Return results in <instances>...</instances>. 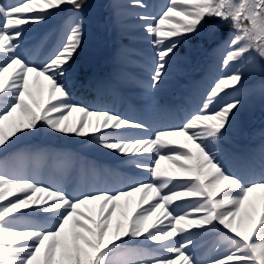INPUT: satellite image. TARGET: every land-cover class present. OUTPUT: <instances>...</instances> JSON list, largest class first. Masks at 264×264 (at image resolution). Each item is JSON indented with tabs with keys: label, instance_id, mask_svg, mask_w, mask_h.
<instances>
[{
	"label": "snow or ice",
	"instance_id": "snow-or-ice-1",
	"mask_svg": "<svg viewBox=\"0 0 264 264\" xmlns=\"http://www.w3.org/2000/svg\"><path fill=\"white\" fill-rule=\"evenodd\" d=\"M130 3L143 10L135 15L151 50L140 83L153 103L181 47L216 58L217 74L176 127L153 130L73 99L88 0H0V264H264V146L242 152L234 139L246 99L264 101V0H166L159 12ZM69 8L56 48L40 63L29 59L33 25ZM69 136L146 175L69 190L56 174L88 167L29 145ZM33 164L53 176L43 180ZM201 234L222 246L207 261L195 255Z\"/></svg>",
	"mask_w": 264,
	"mask_h": 264
},
{
	"label": "trees",
	"instance_id": "trees-1",
	"mask_svg": "<svg viewBox=\"0 0 264 264\" xmlns=\"http://www.w3.org/2000/svg\"><path fill=\"white\" fill-rule=\"evenodd\" d=\"M4 2H11V0H4ZM88 4L89 7L83 12L86 37L83 50L76 57L75 87L72 89L73 99L77 102L88 103L93 107L111 110L115 106V93L112 87L105 88V83L108 81L107 78L112 77L119 86H122L127 93L131 92L130 95L133 96V90L141 86H134L133 79L125 83L123 78L126 77L127 69L133 66L138 59L146 58L151 49L142 38L144 35L140 33V30H142L139 27L140 23L128 21L130 16H136L135 13L140 12L131 5L130 0H88ZM70 14L69 8L61 15L44 24L33 25V28L36 29L33 31L34 33L44 31L48 26L43 38L40 40L41 46L46 48L54 45L56 48L62 34V25L59 27V24L60 22L64 23L65 18ZM221 31L226 35L228 29L224 28ZM215 64L216 58L208 50L200 49L199 47H181L173 72L164 85L161 86L160 91L155 94L157 102L153 103L146 96L144 101L151 108L158 107L165 96L175 92L181 80H188L203 67H208L214 71ZM90 76H96L101 79L98 81L89 80ZM248 83L252 84L254 81L250 80ZM76 92L79 93V97L74 94ZM134 99L139 101L136 97ZM117 101L121 102L122 99ZM247 120H251L252 124L249 127L238 124L237 130L234 132L236 141L250 142L256 136L264 134V101L259 98L258 94L246 99L239 123ZM38 139L43 140L42 137ZM38 139L30 140L29 145L71 154L86 166L93 165L94 158H103L121 160L120 166L123 168L131 169L132 171L137 170L132 167L130 162H122L125 158L117 159L114 153L109 154L91 143H79L75 147H57L52 144L42 146ZM162 167L168 168L169 165L166 162H162ZM139 195L136 194L130 198L126 208L129 215L135 210ZM120 203L123 205L124 201ZM211 235L213 234H201V236L197 237V240L199 238H210ZM203 247L204 245H196L195 255H198L203 250ZM213 256V252H208L204 255L203 261H207Z\"/></svg>",
	"mask_w": 264,
	"mask_h": 264
},
{
	"label": "rangeland",
	"instance_id": "rangeland-1",
	"mask_svg": "<svg viewBox=\"0 0 264 264\" xmlns=\"http://www.w3.org/2000/svg\"><path fill=\"white\" fill-rule=\"evenodd\" d=\"M134 19L135 18L131 17V18H129V21H133ZM24 48H25L26 55H28L30 52V45L27 44V42H25ZM35 57L33 55H29V59H33L37 63H40L43 60V58L36 59ZM148 116L150 117V115H148ZM78 118H79V113H73L70 116L69 120L71 122V121L77 120ZM149 123L151 125H153V122H149ZM155 124H157V123H155ZM42 139H43L42 141H47V142H51V143L55 142V143H58L61 145H65V144L75 145V144L79 143L81 140H85L86 137L85 138H78V137H74V136H69V137H66L63 139H51V138H47V137H42Z\"/></svg>",
	"mask_w": 264,
	"mask_h": 264
}]
</instances>
